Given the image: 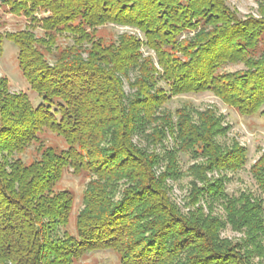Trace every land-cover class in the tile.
I'll use <instances>...</instances> for the list:
<instances>
[{
	"label": "trees",
	"instance_id": "obj_1",
	"mask_svg": "<svg viewBox=\"0 0 264 264\" xmlns=\"http://www.w3.org/2000/svg\"><path fill=\"white\" fill-rule=\"evenodd\" d=\"M28 25L1 33L16 49L22 79L40 99L33 106L25 93H13L0 76V264H71L85 253L112 250L121 264H254L264 261L262 199H228L221 183L192 186L190 202L209 196L224 200L225 221L201 208L183 216L167 194L166 179L176 180L178 152L191 151L204 162L188 169L198 182L205 173L235 170L242 152H219L210 115L200 125L162 111L173 96L212 92L223 103L249 116L264 104V20H239L224 0H0ZM40 15V16H38ZM105 24L134 28L140 37L123 34L103 44L94 33ZM43 31L37 37L34 29ZM178 41L183 30L198 29ZM210 28V30H206ZM207 31V32H206ZM54 33L70 44L55 46ZM154 54L144 57L142 48ZM261 47V46H260ZM45 54L49 56L47 59ZM253 54V55H252ZM240 63L244 72L218 73ZM163 81L167 86H158ZM125 85L128 92L125 91ZM264 115V111H262ZM207 117V119H205ZM47 129L68 148L45 149L30 164L17 155ZM165 172L156 174L161 158L149 149L166 139ZM144 142V146L133 142ZM197 144V145H196ZM85 170L103 181L90 183L84 209L75 222L77 240L60 229L68 223L71 196L54 192L62 167ZM264 196V155L253 167ZM128 180L119 200L110 184ZM113 187V186H112ZM228 224L244 231L237 243L221 240Z\"/></svg>",
	"mask_w": 264,
	"mask_h": 264
},
{
	"label": "rangeland",
	"instance_id": "obj_2",
	"mask_svg": "<svg viewBox=\"0 0 264 264\" xmlns=\"http://www.w3.org/2000/svg\"><path fill=\"white\" fill-rule=\"evenodd\" d=\"M225 6L233 12L239 20L260 19L264 20V0H224ZM40 16V15H38ZM28 25L26 19L10 14L9 8L0 4V32L11 33L24 29ZM206 30H210L207 28ZM198 29L183 30L178 35V41L192 38ZM207 32V31H206ZM37 37H43V31L39 28L34 29ZM123 34H133L143 40V36L134 28L121 27L112 24H105L96 28L95 37L100 38L103 44L115 43ZM55 46L59 48L71 43V39L65 33L52 32ZM257 46L254 56L257 57L260 51L264 48V39L261 38ZM261 46V47H260ZM144 57L151 56L153 65L158 72L161 69L156 64V59L152 51L142 48ZM252 54V55H253ZM48 59L49 56L45 54ZM245 67L240 64H226L220 70V73L227 72H244ZM0 76L5 77L8 81L9 90L13 93H25L33 106L40 103L37 95L30 91L26 82L22 79L16 61V49L9 43L3 44V52L0 57ZM167 89L163 81L159 85ZM125 91L128 88L125 85ZM162 111L169 113L173 123L177 121L176 113L185 114L193 124L200 125V115H210V123L213 135V140L218 146L219 152L224 153L228 151L242 152L243 164L235 170L226 171H212L205 173V180L203 182L196 181L189 173L188 169L204 162V159L197 156L194 157L192 152H196L198 146H195L191 151L178 152L175 158L177 164L175 175L176 180L171 178L166 179L167 194L171 203L176 207L179 214L188 216L201 208V212L208 214V207L211 206V216H219L222 221H225V210L223 207L224 200H217L212 202L209 196L201 198L195 204L190 202V195L193 191L192 186L195 184L197 188H205L208 183L220 182L223 187V194L228 199L238 200L241 197H248L252 202L255 199H262L264 208V196L260 193L258 181L255 178L253 167L256 162L264 155V104L256 113L245 116L240 114L235 108L223 103L212 92L205 91L201 93H187L171 97L163 106ZM207 119V117L205 118ZM133 142L144 146V142L133 138ZM175 140L166 134V139L162 140V144H157L154 148L149 145V149L154 150V153L161 158V162L156 168V174L159 175L165 172L168 168V162L163 160L165 152L175 149ZM197 145V144H196ZM47 148H50L55 154L65 152L68 148L65 140L44 129L38 134V141L32 142L25 147L17 156L21 158L24 164H30L40 158V154ZM95 181L102 182L101 179L94 176L92 173L85 170H74L69 165L62 167L59 180L54 185V192H67L71 196L70 212L68 216V223L60 229V233H66L74 240H77V233L75 222L77 215L84 209V194L90 183ZM193 184V185H192ZM113 186V187H112ZM129 186L128 180L121 179L110 184L109 195L113 202L119 200L122 192ZM219 238L237 243L239 240L246 238L244 231L233 230L228 224L219 232ZM254 264H264L261 258L254 257L252 260ZM71 264H121L119 255L112 250H99L90 253H85L79 258L72 261Z\"/></svg>",
	"mask_w": 264,
	"mask_h": 264
}]
</instances>
